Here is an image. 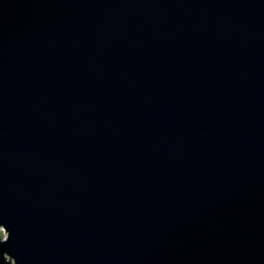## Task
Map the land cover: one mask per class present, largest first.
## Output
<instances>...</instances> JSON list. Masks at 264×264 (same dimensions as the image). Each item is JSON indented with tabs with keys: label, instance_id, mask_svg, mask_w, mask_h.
Instances as JSON below:
<instances>
[{
	"label": "water",
	"instance_id": "obj_1",
	"mask_svg": "<svg viewBox=\"0 0 264 264\" xmlns=\"http://www.w3.org/2000/svg\"><path fill=\"white\" fill-rule=\"evenodd\" d=\"M0 227V264H264V0H0Z\"/></svg>",
	"mask_w": 264,
	"mask_h": 264
},
{
	"label": "rangeland",
	"instance_id": "obj_2",
	"mask_svg": "<svg viewBox=\"0 0 264 264\" xmlns=\"http://www.w3.org/2000/svg\"><path fill=\"white\" fill-rule=\"evenodd\" d=\"M6 236H7V232H6L5 228L0 227V238L3 240V239L6 238ZM6 259H7V258H6ZM9 259H10V258H9Z\"/></svg>",
	"mask_w": 264,
	"mask_h": 264
},
{
	"label": "clouds",
	"instance_id": "obj_3",
	"mask_svg": "<svg viewBox=\"0 0 264 264\" xmlns=\"http://www.w3.org/2000/svg\"><path fill=\"white\" fill-rule=\"evenodd\" d=\"M0 241H2V239H1V238H0ZM6 258H7V256H6ZM8 258H9V257H8ZM8 258H7V259H8Z\"/></svg>",
	"mask_w": 264,
	"mask_h": 264
},
{
	"label": "bare ground",
	"instance_id": "obj_4",
	"mask_svg": "<svg viewBox=\"0 0 264 264\" xmlns=\"http://www.w3.org/2000/svg\"><path fill=\"white\" fill-rule=\"evenodd\" d=\"M7 260H9V259H7Z\"/></svg>",
	"mask_w": 264,
	"mask_h": 264
}]
</instances>
